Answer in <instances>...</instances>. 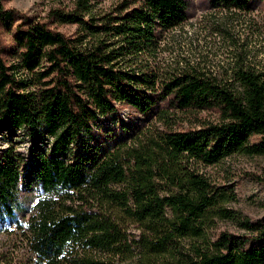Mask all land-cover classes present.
Instances as JSON below:
<instances>
[{
	"label": "trees",
	"instance_id": "16d2710c",
	"mask_svg": "<svg viewBox=\"0 0 264 264\" xmlns=\"http://www.w3.org/2000/svg\"><path fill=\"white\" fill-rule=\"evenodd\" d=\"M211 5L252 8L251 0ZM87 7L79 0L52 12L78 25L68 36L0 0V29L13 41H0V127L35 135L43 127L52 137L30 159L14 145L0 153V226H19L23 249L0 264H264V217L226 206L236 193L200 167L264 156V68L239 62L217 76L150 62L164 34L188 19L185 0L126 1L99 20L86 19ZM121 106L149 119L128 138L91 144L84 134L93 137L94 123ZM204 111L215 117L175 127L180 114ZM248 175L264 184V172ZM32 185L49 197L23 228L21 186ZM219 220L248 234L216 235Z\"/></svg>",
	"mask_w": 264,
	"mask_h": 264
},
{
	"label": "rangeland",
	"instance_id": "374dc122",
	"mask_svg": "<svg viewBox=\"0 0 264 264\" xmlns=\"http://www.w3.org/2000/svg\"><path fill=\"white\" fill-rule=\"evenodd\" d=\"M86 19L99 20L105 14L117 15L126 1L134 0H86ZM188 6V19L180 26L166 32L160 47L149 61L161 70L195 68L217 76L231 74L239 62L264 68V0H251L252 8L246 11L225 10L211 5V0H185ZM79 0H4L7 8H15L31 17L48 21L55 29L68 36H77L78 25L61 24L51 14L54 10L68 12L77 9ZM11 35L0 29V37ZM89 40H92L89 38ZM1 43L3 42L0 40ZM13 42L7 46H12ZM209 112H188L175 117L174 125L179 129L199 127L204 120L213 119ZM145 117L129 106L109 118H99L94 123L93 137H84L95 144L97 140L113 142L128 138L136 126L144 125ZM37 135L24 129L0 127V153L14 145L30 159L31 152L48 149L52 137L39 128ZM115 142V141H114ZM78 147L76 152L82 153ZM201 172L218 186L233 189L237 201L226 206L240 210L249 219L257 221L264 217V184L248 174L264 172V156L236 154L221 163L211 166L201 165ZM49 197L38 186L22 187L18 218L26 228L39 199ZM132 230V229H131ZM21 231L12 220L0 226V257L4 254L20 256ZM137 230H132L136 232ZM228 231L237 235L248 234L247 230L229 220H219L215 229L218 235ZM258 243H250L252 248ZM1 260V258H0ZM4 264V263H2Z\"/></svg>",
	"mask_w": 264,
	"mask_h": 264
},
{
	"label": "clouds",
	"instance_id": "9594fccd",
	"mask_svg": "<svg viewBox=\"0 0 264 264\" xmlns=\"http://www.w3.org/2000/svg\"><path fill=\"white\" fill-rule=\"evenodd\" d=\"M0 40L3 41V45H8V44L13 42L12 41V37L10 35H7V34L2 36V37H0Z\"/></svg>",
	"mask_w": 264,
	"mask_h": 264
}]
</instances>
